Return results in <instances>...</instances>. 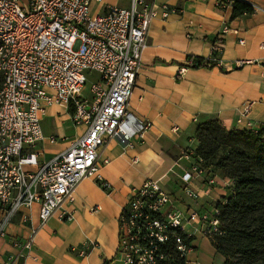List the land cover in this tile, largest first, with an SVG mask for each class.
Wrapping results in <instances>:
<instances>
[{"label":"built area","instance_id":"obj_1","mask_svg":"<svg viewBox=\"0 0 264 264\" xmlns=\"http://www.w3.org/2000/svg\"><path fill=\"white\" fill-rule=\"evenodd\" d=\"M105 2L0 0V239L6 238L20 209L36 202L41 205L40 227L57 213L73 218L67 205L75 201L74 193L86 178L111 190L112 184L100 174L101 166L109 163L101 159V148L113 137L132 147L153 126L151 120H140L129 104L151 23L168 17L173 9L149 0H132L123 8L107 5V12L95 7H104ZM222 48L221 41L214 44L203 66H222ZM196 63V57H190L187 66ZM236 63L242 67L255 62L238 59ZM90 71L98 77L89 98L84 89ZM53 105L73 106V122L87 129L69 147L42 160L39 142L59 140L46 135L42 124ZM253 105L254 101L243 105L240 124ZM202 173L204 169L197 165L181 176L186 183L182 193L195 201L201 195L189 182ZM131 192L120 218L118 253L123 264H187L193 249L190 226L201 223V231L210 239L224 233L218 207L204 213L192 207L183 210L159 180L148 179ZM38 229L33 228L25 247L32 246ZM95 245L89 241L79 253L86 255Z\"/></svg>","mask_w":264,"mask_h":264},{"label":"crops","instance_id":"obj_2","mask_svg":"<svg viewBox=\"0 0 264 264\" xmlns=\"http://www.w3.org/2000/svg\"><path fill=\"white\" fill-rule=\"evenodd\" d=\"M131 1L106 0L104 7H95L107 12V5L123 8ZM149 1L173 9L168 17L151 23L129 104L140 120L153 121L152 128L132 147L113 137L101 148V159L109 163L101 166L100 174L112 184V190H105L94 178L83 180L74 193L75 201L67 205L73 218L57 213L40 227V203L22 207L9 224L6 238L0 239V264L9 259L10 264H123L118 253L120 218L131 191L148 179L159 180L183 210L192 207L201 213L212 212L232 195L233 178L206 170L194 174L189 182L201 195L195 201L182 193L186 183L181 176L200 166L189 154L198 148L199 123L217 117L230 130L264 128V0H243L251 3L255 12L235 18L233 0H223L222 5L220 0ZM219 41L223 44L222 66H187L190 57L210 58L213 45ZM238 59L255 63L239 67ZM247 101H254V105L240 124L238 117ZM68 111L60 105L47 109L44 132L59 140L39 142L42 160L63 151L86 131L87 126L76 125ZM33 228L39 229L28 248L25 243ZM201 230V223L189 227L193 249L187 264H225L224 255ZM89 241L96 245L81 255L79 250Z\"/></svg>","mask_w":264,"mask_h":264},{"label":"trees","instance_id":"obj_3","mask_svg":"<svg viewBox=\"0 0 264 264\" xmlns=\"http://www.w3.org/2000/svg\"><path fill=\"white\" fill-rule=\"evenodd\" d=\"M232 4L234 18L255 12L249 2ZM196 59L193 67H203L206 59ZM1 84L0 77V88ZM196 133L198 148L193 155L204 171L235 180L232 195L217 205L224 233L212 239L215 247L225 264H264V128L230 130L210 117L198 124Z\"/></svg>","mask_w":264,"mask_h":264},{"label":"rangeland","instance_id":"obj_4","mask_svg":"<svg viewBox=\"0 0 264 264\" xmlns=\"http://www.w3.org/2000/svg\"><path fill=\"white\" fill-rule=\"evenodd\" d=\"M89 81H87L88 83H87V85H86V87H85V89H84V96H86V97H92V94L90 93V87H91V84H92V82H95V80L97 79V77H98V73H96V72H94V71H90L89 73ZM67 110H69L68 112L70 113V114H72L73 112H72V110H74V107L73 106H71V108L69 107V108H67ZM44 127L45 128H47V126L44 124ZM112 190V189H111ZM110 190V191H111Z\"/></svg>","mask_w":264,"mask_h":264}]
</instances>
